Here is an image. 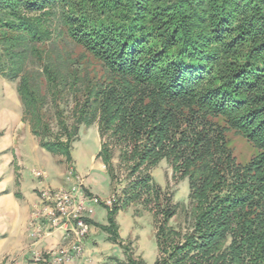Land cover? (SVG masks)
Wrapping results in <instances>:
<instances>
[{"label": "trees", "instance_id": "1", "mask_svg": "<svg viewBox=\"0 0 264 264\" xmlns=\"http://www.w3.org/2000/svg\"><path fill=\"white\" fill-rule=\"evenodd\" d=\"M0 75L68 164L80 125L97 124L112 241L118 211L139 202L155 220L152 264H264V0H0ZM227 128L261 152L241 165ZM162 159L187 178V202L154 180Z\"/></svg>", "mask_w": 264, "mask_h": 264}, {"label": "crops", "instance_id": "2", "mask_svg": "<svg viewBox=\"0 0 264 264\" xmlns=\"http://www.w3.org/2000/svg\"><path fill=\"white\" fill-rule=\"evenodd\" d=\"M15 116L16 112L14 118ZM14 118L12 120L0 118V122L3 124L8 122L6 125L9 126ZM21 121L26 123L22 115ZM4 126H0V264H12V261L14 264H24L25 258L32 257L33 251L59 250L72 241V237L63 228L50 226L41 207L43 193L60 185V182L53 178L54 173L59 171L53 157L63 156L53 154L40 146L29 126L27 133L22 135L18 148H15L16 135L13 136L9 130L5 132L7 127L5 129ZM26 139L29 141L25 146ZM37 166L43 173L41 180L33 179L31 174L32 169ZM101 206L100 204L90 206L93 210L89 217L92 221L89 224L90 237L85 242L81 255L64 264H127L122 245L127 231L120 228L117 221L121 210L115 217L119 240L114 242L109 238V233L100 226L107 224V210ZM33 225L40 226L43 230V235L37 240L30 235ZM146 242L150 243L145 237L143 244ZM132 254L134 255V252Z\"/></svg>", "mask_w": 264, "mask_h": 264}, {"label": "rangeland", "instance_id": "3", "mask_svg": "<svg viewBox=\"0 0 264 264\" xmlns=\"http://www.w3.org/2000/svg\"><path fill=\"white\" fill-rule=\"evenodd\" d=\"M77 52L81 48L76 49ZM17 80H9L0 75V118L4 120H12L15 112L16 116L11 125H6L8 122H0V126L5 125V132H12L15 136V148H18L19 142L22 140V135L27 133L28 124L21 121L22 105L18 99L16 92ZM215 122L223 127H227L222 117H216ZM71 118L68 119V123ZM54 131H57L56 124L52 123ZM4 129V130H5ZM2 130V134L4 133ZM227 144L231 149L236 161L244 165L248 163L253 157L261 151L253 143L247 140L244 136L236 132L234 129L227 128L225 132ZM29 140H25V146ZM35 141L37 139L35 138ZM100 147V138L97 131V124L91 126L80 125L77 137L70 144V154L72 156V163L67 164L61 156H54L53 161L57 164L59 171L54 173L53 178L60 182L57 188H50L49 191L61 190L75 195L78 199L87 196L85 191L91 193L92 197H98L105 200L112 196L110 189V179L106 173L105 167L96 154ZM26 150V147H25ZM117 159H114V163ZM123 172V173H122ZM120 181L117 183L118 189H122L126 181L124 179L125 171L119 170ZM33 179L41 180L43 173L40 167H34L31 171ZM151 174L154 180L160 184L162 188L169 187L173 194L174 202H187L189 185L187 178L175 180L172 176L171 167L166 159H162L159 163L151 169ZM135 176V175H134ZM40 195L41 192H38ZM86 195V196H85ZM90 198V197H89ZM86 200V199H85ZM98 203L86 201L85 206L89 207ZM50 205V201L45 200L43 196L42 206ZM102 207V206H101ZM105 209V207H102ZM118 218L120 228L127 231V236L124 240L123 246H126L134 252V255H143V260L147 264H152L156 258V242H155V220L153 214L148 209L144 208L139 202L129 205L121 209ZM185 223V215L182 212L177 213L170 220V224L179 227ZM90 235L88 233L86 242ZM145 237L149 239L150 243H144ZM94 242V240H90ZM95 244V243H94ZM145 248V249H144ZM141 253V255L139 254ZM144 253V254H143ZM30 256L25 258L24 264L34 263V259ZM9 262V261H8ZM15 262L12 261V264Z\"/></svg>", "mask_w": 264, "mask_h": 264}, {"label": "built area", "instance_id": "4", "mask_svg": "<svg viewBox=\"0 0 264 264\" xmlns=\"http://www.w3.org/2000/svg\"><path fill=\"white\" fill-rule=\"evenodd\" d=\"M43 196L50 201V205L42 207L50 226L63 228L72 237V241L59 250L33 251V259L37 263L64 264L81 255L89 233V223L85 219L93 213L92 208L85 206V203H99V198L86 195L84 198L82 195L78 199L75 195L61 190L46 191ZM112 200L111 196L103 201L110 205ZM32 227L30 235L37 240L43 235V230L40 226Z\"/></svg>", "mask_w": 264, "mask_h": 264}]
</instances>
